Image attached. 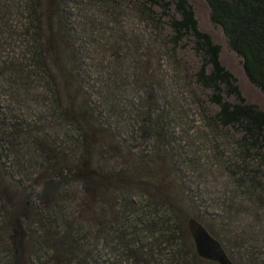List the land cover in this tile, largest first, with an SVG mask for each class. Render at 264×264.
<instances>
[{
    "label": "trees",
    "instance_id": "16d2710c",
    "mask_svg": "<svg viewBox=\"0 0 264 264\" xmlns=\"http://www.w3.org/2000/svg\"><path fill=\"white\" fill-rule=\"evenodd\" d=\"M40 1L42 7H38L36 2L28 9V29L31 27L35 35L33 47L26 45L25 49L28 50H24L20 58L0 62V81L7 87V93L14 104L20 108L32 107L42 116L43 122L48 118L58 121L56 125L61 130L60 135L64 133L65 140L59 144L60 138L52 139L49 135H43L45 139L37 140L38 137L33 136L36 131L31 127L25 129L28 134L24 135L21 126L26 125L20 117L17 124H13V128L4 126V130H0L2 135L6 136L5 140L0 138V151L2 154L5 151L11 153L16 151V147L23 149L27 143H31L35 167L42 169L41 173L48 176L44 191L39 195V202L40 206L48 204L54 207L49 209L50 214L43 217L47 224L38 232L44 233L39 236L41 243L52 242L56 246L53 249L54 254H47L51 258L55 257L50 264H70L73 260L80 264H97L100 258L97 246L93 251L90 249L91 234L86 230L85 224L82 225L78 219L75 221L65 211L67 205H73L70 189L76 187L75 185H80V194L83 193L91 200L87 204H97L98 200L106 199L110 190H116L120 198L131 200L126 205H115L102 215L101 220L97 222V228L99 226L98 230H103L104 237L101 234L98 239L104 241L105 246L112 247L117 244L122 247L124 242V257L131 259L135 264H154L151 260L154 253H158L157 258H161L157 259L156 264H216L197 255L188 228L190 217L200 220L210 233L220 240L234 264H239L205 218L212 206L204 204L205 206L196 207L195 201H191L194 205L192 207L200 210L198 214H194L189 210L193 208L187 206V202L178 201L171 194L170 185L176 181L170 180L167 188L159 178L152 183L157 171L147 163L156 166L157 160L164 159V162L168 163L169 152L158 155L157 159L152 161L143 160V163L127 152L133 150L129 142H133L131 138L134 139L137 130L143 129L146 136L155 134L158 140L164 139L167 148L169 143L166 141L170 140L169 133H161L164 121L153 117L155 112L164 113L160 108L167 103L162 100L167 92L166 81L158 74L157 69L154 79V65L149 66L150 69L146 68V61L142 60L139 51L149 47L146 46V41L131 37L129 33L134 34V19L144 21L151 29L164 32L163 25H166L170 30L167 42L168 46H171L173 60L170 75L176 86V91H170V95H167V98H170V128L174 126L172 129L175 131L177 122L186 116L177 98L178 94L185 95L190 99V104L185 103V106H195L194 110L202 120L201 128L206 130L204 137H199L200 133H193L190 138L193 143L197 142L198 138H204L214 150L212 161L202 163L204 150L199 146L200 143L191 145L193 155L190 165L198 171L199 178H209L203 171L227 176L229 185L233 187V193L228 197L224 209L227 214L235 215L237 211L246 210L248 205H264V111L256 104L247 102L237 78L221 62V46L214 42L211 35L200 29L194 7L189 0H102L110 27L112 44L109 43V46L112 57L116 46L127 40L129 47H121L119 54L129 62L128 65L133 70L131 82L145 97L139 110H135L132 105L128 107V96L123 88L116 86L122 90L124 96L117 95L118 91L113 90L104 105L111 112L120 108L124 109V112L119 111L120 114L107 119L103 118L100 112H96L97 108L85 92L84 87L90 80L83 75V49L77 46L79 40L74 28L78 30V27L70 13L73 4L70 0H46V4L45 0ZM206 1L211 8L212 21L223 28L229 47L243 59L250 81L264 92V0ZM154 6L159 7L161 11L158 19L152 10ZM58 15L60 18L57 25L61 31L56 33L57 27L54 25ZM164 18H168L166 23H163ZM50 31L55 34L48 33ZM187 42L191 43L193 51L200 59V67L190 76L185 74V70L176 60L178 48ZM27 56L30 58V64H27ZM70 64L74 67L70 68ZM176 76H182V79L178 80ZM180 83L181 86L177 89ZM197 88L202 93H199ZM203 96L205 99H202ZM211 106L216 107L217 111L212 112ZM147 107L151 108V111L144 112ZM5 113L0 108V117L3 116L4 121H7ZM125 116L131 119V123H137L132 126L131 132L122 127ZM114 117L115 123L110 121ZM154 123L157 127L153 126ZM112 124L115 125L114 130L111 128ZM29 135L33 139L30 140ZM102 139L104 140L101 142ZM76 150L79 154L72 160L71 153ZM4 157L5 161L10 160L8 154ZM126 157L129 158L127 161ZM136 160L140 163H136ZM122 161L133 163L126 164V168H120L118 172L111 168L113 164ZM7 173L9 175L8 171ZM146 195L151 199L148 201L150 211L141 215L142 210L132 200L136 196L144 198ZM241 196L247 200L246 206L236 203L235 200ZM81 203V200L77 201L78 205ZM55 208L60 214L59 219L50 222L48 218L52 214L51 210ZM83 208L89 209L86 205ZM106 220L109 222L110 236H107L109 228L107 229ZM48 223L52 229H47L50 226ZM11 224L14 228L15 250L17 246L22 247V242L16 238L19 233L18 223L12 220ZM49 233H53V236ZM151 236L154 242L147 245V238ZM162 243L169 245V253L162 250ZM119 251L123 253L122 250ZM1 253L5 254L7 251L2 249ZM39 254L37 259L41 260L43 254ZM82 258L84 260H81ZM252 264H264V260Z\"/></svg>",
    "mask_w": 264,
    "mask_h": 264
},
{
    "label": "rangeland",
    "instance_id": "374dc122",
    "mask_svg": "<svg viewBox=\"0 0 264 264\" xmlns=\"http://www.w3.org/2000/svg\"><path fill=\"white\" fill-rule=\"evenodd\" d=\"M70 1L73 4L70 7V13L74 16L73 21L78 27V30L74 28V31L78 34L79 44L77 43V46L83 49V53H81L83 62H85V65L82 67L83 75H86L90 80L84 88L91 102L97 108L96 112H100L105 119L110 118L112 115L120 114L119 111L124 112L122 108L116 112H111L104 105V102L113 90H117L116 94L119 96H124L125 93L128 96V107L132 105L135 110H139L145 97L137 89V86L131 82L133 70L130 69L129 62L120 57L119 54L121 47H129L128 41L121 42L120 45L116 46L114 57H112L109 46V43L112 44L110 27L107 24L106 8L103 7L102 0ZM36 2H38V7H42L40 0H0V62H8L14 58H20L24 50H28L25 49L26 45L29 48L33 47L35 35L31 27L28 29V9L31 5L36 4ZM189 2L194 7L200 29L211 35L214 42L221 46V62L237 78L240 90L247 102L256 104L264 111V92L250 81L244 68L243 59L229 47L223 28L212 21L211 8L208 2L206 0H189ZM44 3L46 4V0ZM152 10L158 19V15L161 14L160 8L154 6ZM59 18V15L55 18L54 27H57V31L54 30L56 33L61 31L60 26L57 25ZM45 19L44 13L43 20ZM167 20L168 18H164L163 23H166ZM132 24L134 34L129 32L130 36L137 37L140 41H146V46L149 47L141 48L139 51L142 60L146 61V68L150 69L149 66L154 65V79L157 69L158 74L162 75V78L166 81L165 87L167 88V92L162 100L167 103L164 105V103L159 101L161 105H164L160 108L164 110V113H161L162 111L160 112L161 114L155 112L153 113V117L156 119L161 118L164 121L161 133H169L170 140L166 141V143H169L167 148L164 139L158 140L155 134L146 136L143 129L137 130V135H135L134 139L131 138L133 142H129L130 148L134 151L128 150L127 152L133 154V156L135 155L134 157L138 158L141 163L146 159L152 161L157 159L158 155L169 152L170 154L167 153L168 163L164 162L165 159L157 160L158 165L156 166L152 163H147L151 168H156L155 172L157 171L152 183H155L159 178L158 180L164 182V186L167 188V183L170 180H174L176 183H171L170 192L175 199L187 202L186 204L187 206L190 205V208H193L191 201H195L196 207L198 205L205 206L204 204L212 206L210 211H207L208 216L205 218L207 221L209 220L210 226L223 239L231 256L239 264L262 262L264 260V205L263 203L260 207L248 205L246 210L237 211L235 215L227 214L224 209L227 206L228 197L233 193V187L229 185L227 176L223 177L220 173L213 175L212 173L203 171L209 178H199L198 171L190 165V159H192L193 155L191 145L200 143L199 146L204 150V156L201 158L202 163L212 161L214 150L211 144L204 138H198V141L195 143L190 138V135L193 133L196 135L200 133L198 136L204 137L206 130L201 128L202 120L198 112H195V106H185V103L190 104V99H187L185 95L178 94L177 98L180 100V106L185 110L186 116L177 122L175 131L172 129L174 126L170 128V98L168 99L167 95H170V91L174 93L176 86L170 75L173 60L171 59V46L167 44L170 34L169 28L163 25V28H165L164 32L158 31L155 28H148L144 21L139 22L134 19H132ZM48 33L55 34L53 31ZM176 55V60L185 70L186 75L190 76L197 72L200 67V59L193 51L190 42L185 43V45L183 43L178 48ZM118 57L120 58L117 59ZM27 59V64H30L29 56H27ZM69 67L73 68L74 66L70 64ZM175 78L181 80L182 76H176ZM116 86L123 88L124 93ZM179 86H181V83L177 86V89ZM197 91L202 93L198 88ZM7 92V87L0 81V108L3 112H6L5 117L8 118L7 121H4L5 118L3 116L0 117V130H4V126L10 129L13 124H17V119L21 117L22 122L26 125L21 126L24 135L28 134L25 133V129L31 127L32 130L36 131V134H33V136L38 137L37 140L45 139L46 137L43 135H49L52 139L60 138L59 144L62 140H65L63 139L64 133L62 132L60 135L61 130L56 125L58 121L48 118L45 120L48 122L44 123L45 121L43 122L42 116L36 110L32 107L21 106L20 108L13 103ZM145 93L146 91H144ZM202 99H205V96ZM231 100L233 101L234 99ZM45 106L47 107V103ZM210 109L212 112L217 111V108L214 106H211ZM149 111H151V108L147 107L144 112ZM127 113L129 115V112ZM114 119L115 117L111 118L110 121L114 122ZM141 121L142 119L140 118V126ZM122 122H124L122 127L127 132H131L132 126L137 124L131 123V119L126 116ZM112 126L111 128L114 130L115 125L112 124ZM153 126L157 127V124L154 123ZM18 131H20V128H18ZM29 136L30 140L33 139L31 135ZM0 138L4 140L6 138V136L2 135L1 131ZM160 151L162 153H159ZM7 154L10 156L9 161H5L4 155ZM71 154L72 160H74L78 156L79 151H73ZM34 158L35 155L33 154L31 143H27L23 149L16 147V151L11 153L5 151L2 154L0 151V264H39L40 262L50 264L55 258H51L47 254H54L53 249L56 246L52 242L50 244L45 241L41 243L42 240L39 239V236H42L44 233H39L38 230L43 229V226L47 224L43 217H46L48 213L50 214L48 211L54 206L48 204L40 206L39 195L44 191L48 176L45 173H41L42 169L35 167ZM196 158H198V153H196ZM125 159L127 161L129 158L126 157ZM139 161L136 160V163H140ZM132 163H124L122 161L113 164L111 168L116 169L118 172L120 168L124 170L126 164ZM75 186L70 189L72 192L70 200L73 205H67L65 211L75 221L78 219V222L83 223L82 225L85 224L86 230L91 234V237H89V241H91L90 249L93 251L95 246L98 247L97 253L100 258L97 264H135L131 259H125L124 242V246L122 245V247L117 244H114L112 247L105 246L103 244L104 241L98 239L101 234L104 237L103 230H98L99 226L97 228V222L101 220L100 217L102 215L113 209L115 205H119V203L126 205L131 200L125 197L120 198L116 190H110L106 194V199L98 200L97 204L94 202L87 204L91 200L83 193L80 194V185ZM9 197H11L10 200ZM79 200L82 203L78 205L77 201ZM148 201H151L148 195L144 196V198L136 196L132 200L142 210L140 212L141 215L150 211ZM235 201L236 203L244 204V206L247 205V200L244 196L239 197ZM85 205L89 209H84ZM189 210L194 214H198V211L200 212L199 209L194 208ZM51 213L48 220L50 222L57 221L60 214L57 213L56 208L51 210ZM200 216H202V213H200ZM12 220L18 223L17 228L19 233L16 235V238L22 242V247L17 246L18 250L13 249L14 228L11 224ZM39 221L40 223L38 224ZM106 223L107 229L109 228L107 236H110L109 222L106 220ZM48 225L50 226L47 229H52L51 224L48 223ZM49 235L53 236V233H49ZM45 237H48L47 232L45 233ZM152 242H154L153 236L148 237L147 245L152 244ZM161 247L166 253L170 252L169 245L162 243ZM2 249L7 251V253H1ZM119 250H122L123 253L121 254ZM39 253L43 254L41 260L37 259V256L40 255ZM157 255L158 253L151 255V260L154 264H156L157 259H161L157 258ZM81 260H84V258ZM70 264L80 263L73 260Z\"/></svg>",
    "mask_w": 264,
    "mask_h": 264
},
{
    "label": "water",
    "instance_id": "95a60500",
    "mask_svg": "<svg viewBox=\"0 0 264 264\" xmlns=\"http://www.w3.org/2000/svg\"><path fill=\"white\" fill-rule=\"evenodd\" d=\"M188 228L197 255L201 259L216 264H234L220 240L213 236L200 220L190 217Z\"/></svg>",
    "mask_w": 264,
    "mask_h": 264
}]
</instances>
